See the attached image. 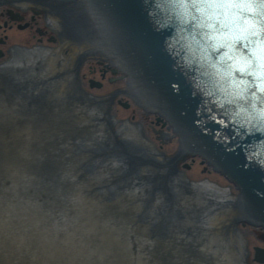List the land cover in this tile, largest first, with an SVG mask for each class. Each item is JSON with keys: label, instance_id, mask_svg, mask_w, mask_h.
<instances>
[{"label": "water", "instance_id": "water-1", "mask_svg": "<svg viewBox=\"0 0 264 264\" xmlns=\"http://www.w3.org/2000/svg\"><path fill=\"white\" fill-rule=\"evenodd\" d=\"M88 2L72 32L0 8V64L49 47L0 65V264H264V104L236 116L150 0Z\"/></svg>", "mask_w": 264, "mask_h": 264}, {"label": "snow or ice", "instance_id": "snow-or-ice-1", "mask_svg": "<svg viewBox=\"0 0 264 264\" xmlns=\"http://www.w3.org/2000/svg\"><path fill=\"white\" fill-rule=\"evenodd\" d=\"M150 7L192 72L227 82L220 90L236 116L264 104V0H150ZM259 115L264 120V108Z\"/></svg>", "mask_w": 264, "mask_h": 264}, {"label": "flooded vegetation", "instance_id": "flooded-vegetation-1", "mask_svg": "<svg viewBox=\"0 0 264 264\" xmlns=\"http://www.w3.org/2000/svg\"><path fill=\"white\" fill-rule=\"evenodd\" d=\"M28 1L31 3V7L29 8H32V7L36 8L33 10L32 15L30 16V21H26V15H25L29 8L26 9V8H22L21 6H19V3L25 2V0H1L0 1V8H4L2 11L3 12L2 15L6 17V21L3 23V27L5 29L7 27L12 29L14 26L18 30H27L30 28L33 29L32 26L38 24L36 19L41 14V12H43L44 15H46V19H48L49 13L50 15L51 13H53L55 17H64L62 22H63V26L65 27L63 29L65 32L66 31L72 32V30H69L68 28V25L70 24L75 25V26L77 25L79 27V25H82V23H84L86 26L92 27L90 5H89L88 0H28ZM9 11H11L14 16H17L19 20H14L12 16L9 14ZM69 11H70V15L68 13ZM49 21L45 25L49 29L54 28L55 24ZM35 32L39 36L38 44L42 43L43 39H45V37L47 36V31H44L40 27H38ZM6 40H7L6 37L0 38V45H5L7 42ZM55 40L56 39L52 36H50L48 39L49 42H54ZM46 48H49V47L36 45L34 47L27 48V47L20 46V44L13 45L7 51L10 58L7 59L6 62L1 63L0 65L5 64L8 61H12V60L18 61L19 59V61L28 68V65H29L28 57L30 54H27L26 56V54L24 55V53L26 51L33 50V49H46ZM37 51L39 50H35V52H32L34 57L35 56L37 57L39 55V54L37 55ZM0 53L2 55L0 57L1 59L4 57L5 53L1 49H0ZM100 55H101V60L105 61V62H100V67H101L100 71H101L102 78L105 77L107 72L114 75L117 69L115 61L107 58L106 55L103 53H100ZM106 61H109V62H106ZM28 69L30 71V68ZM158 124H162V123L160 122Z\"/></svg>", "mask_w": 264, "mask_h": 264}]
</instances>
